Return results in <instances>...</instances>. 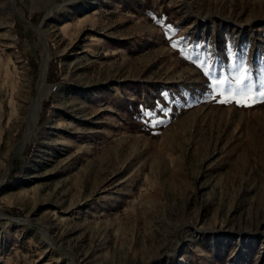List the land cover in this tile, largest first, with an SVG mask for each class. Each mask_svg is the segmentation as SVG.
Segmentation results:
<instances>
[{
    "label": "rangeland",
    "instance_id": "1",
    "mask_svg": "<svg viewBox=\"0 0 264 264\" xmlns=\"http://www.w3.org/2000/svg\"><path fill=\"white\" fill-rule=\"evenodd\" d=\"M238 59L264 0H0V264H264V104L198 64Z\"/></svg>",
    "mask_w": 264,
    "mask_h": 264
},
{
    "label": "snow or ice",
    "instance_id": "2",
    "mask_svg": "<svg viewBox=\"0 0 264 264\" xmlns=\"http://www.w3.org/2000/svg\"><path fill=\"white\" fill-rule=\"evenodd\" d=\"M171 32V26H167ZM171 47L177 48L175 42H171ZM198 64L206 77H210L207 90L214 99L219 97L218 103L224 106L235 105L238 107H253L257 103L264 104V83L256 89L252 83L251 68L246 65L244 60L238 59L233 63V75L229 78L219 73L212 75V64L208 60H198ZM151 113L146 112L145 115Z\"/></svg>",
    "mask_w": 264,
    "mask_h": 264
},
{
    "label": "bare ground",
    "instance_id": "3",
    "mask_svg": "<svg viewBox=\"0 0 264 264\" xmlns=\"http://www.w3.org/2000/svg\"><path fill=\"white\" fill-rule=\"evenodd\" d=\"M46 62V60H45ZM45 62H44V66H43V75H42V79L40 81V84H39V90H38V93H39V96L38 98L34 101V104L33 106L31 107V111H30V115H29V130L27 132V135H26V140L27 138L30 136L31 134V131L33 130V128L36 126V123H37V118H38V114H39V110L41 109L40 108V97H41V94L43 92V88H44V82H43V77H44V74H45Z\"/></svg>",
    "mask_w": 264,
    "mask_h": 264
}]
</instances>
